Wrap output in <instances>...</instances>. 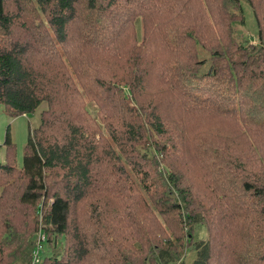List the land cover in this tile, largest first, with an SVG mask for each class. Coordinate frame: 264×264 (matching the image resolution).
Listing matches in <instances>:
<instances>
[{"label":"trees","instance_id":"16d2710c","mask_svg":"<svg viewBox=\"0 0 264 264\" xmlns=\"http://www.w3.org/2000/svg\"><path fill=\"white\" fill-rule=\"evenodd\" d=\"M247 2L257 45L233 34L241 0H0V104L39 117L21 165L5 134L0 264H28L39 230L40 264H176L187 246L264 264V0Z\"/></svg>","mask_w":264,"mask_h":264},{"label":"rangeland","instance_id":"374dc122","mask_svg":"<svg viewBox=\"0 0 264 264\" xmlns=\"http://www.w3.org/2000/svg\"><path fill=\"white\" fill-rule=\"evenodd\" d=\"M241 5L243 8V15H244V24H234L233 25V34L235 35L236 39L244 44H251V45H257V25L256 21L254 19L252 8L248 4L247 0H241ZM74 40H76V36H72ZM82 37V35H81ZM84 38V36H83ZM101 40L103 39L102 36L99 37ZM81 49V48H79ZM199 50V57L205 59V64L200 68L199 72L204 73L209 69L210 63H209V53L203 49L198 48ZM117 68V67H114ZM120 69V68H117ZM150 79V78H149ZM153 80V79H150ZM149 81V80H148ZM150 83L155 84V82L151 81ZM152 84L150 85L149 89L154 91ZM125 94H127V88H125ZM152 94V92H151ZM88 110L93 112V109L88 106ZM38 112L36 114L32 115H22L12 118L9 116L6 112H4L2 105L0 104V162H5L7 160L6 155V146L4 145V138L6 131L8 129L10 140L13 141L14 144V155H15V161L17 165L22 164L23 159V148L24 145L27 142V136L29 132V126L31 128L36 127L38 123ZM221 127H211L213 130H211L208 126H203L202 129L204 132H207L208 130L212 132L210 134L211 136L206 137V142H210V144H213V142L217 143L218 136H222V132L227 129L225 127H229V125H224L223 123L220 125ZM202 132V131H201ZM222 142V140H219V143ZM195 173H193L192 176H194ZM202 182V179H201ZM153 209V208H152ZM227 236L226 239L230 237L231 230L227 229ZM190 234L192 237L189 239V244L195 242L196 240H205L208 237L206 227L202 224H196L192 230L190 231ZM35 240V238H34ZM36 241V240H35ZM229 241V240H228ZM60 244V243H58ZM44 245V251L40 252L41 256L49 255L52 251L51 246L43 244ZM230 245V244H229ZM57 252L60 251V248H54ZM46 250V251H45ZM183 253L182 256L179 258V260L176 262V264H192V261L195 258V252L191 247H185L182 249ZM32 253V251H31ZM30 253V254H31ZM44 253V254H43ZM219 256L216 264H225V259L227 256V250L222 247H220ZM32 257V254H31ZM31 257L28 264L31 263ZM44 258V257H42ZM42 262V260H41ZM40 262V263H41ZM18 264V263H16Z\"/></svg>","mask_w":264,"mask_h":264},{"label":"built area","instance_id":"2783aa9c","mask_svg":"<svg viewBox=\"0 0 264 264\" xmlns=\"http://www.w3.org/2000/svg\"><path fill=\"white\" fill-rule=\"evenodd\" d=\"M35 240H36V244H35V247L34 249L32 250V257H31V263L30 264H40L41 260H42V257L40 252H43L44 249H43V241L45 240L44 239V235L43 233L39 230V232L36 233V237H35Z\"/></svg>","mask_w":264,"mask_h":264}]
</instances>
